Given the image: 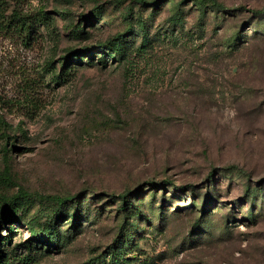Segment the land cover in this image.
<instances>
[{
	"label": "rangeland",
	"instance_id": "obj_1",
	"mask_svg": "<svg viewBox=\"0 0 264 264\" xmlns=\"http://www.w3.org/2000/svg\"><path fill=\"white\" fill-rule=\"evenodd\" d=\"M140 1H12L33 34L0 29V195L77 197L23 201L0 264H264V0ZM117 35L125 57L68 56Z\"/></svg>",
	"mask_w": 264,
	"mask_h": 264
},
{
	"label": "trees",
	"instance_id": "obj_2",
	"mask_svg": "<svg viewBox=\"0 0 264 264\" xmlns=\"http://www.w3.org/2000/svg\"><path fill=\"white\" fill-rule=\"evenodd\" d=\"M12 1L17 2L18 0H0V29H12L13 31H18L21 33L26 34V38H29L33 33V21L29 19L30 17H27L22 14H18L17 9L12 10ZM198 2H201L203 4L210 3L212 8L217 9L218 11H226L227 5L220 2L219 0H196ZM140 2L147 3L146 0H141ZM101 6H96L90 15L87 16L88 20L94 19L99 12ZM241 11H248V6L246 5H240L238 7ZM252 13H254L256 16H264V8L259 10L251 9ZM11 11V12H10ZM44 13V11H41ZM122 35H117L114 37L109 38L104 43L98 44L92 49L90 47H85L82 49H76L72 50L68 56H84L86 54H92L95 52L107 54V50L110 51V55L113 54H122L121 57H125V49L123 47L122 43ZM115 56V55H113ZM2 180L6 185H17V183L12 178L10 168L7 166L4 169V173L2 176ZM128 194V193H127ZM124 195H119L120 198H125ZM77 196L75 195H68V196H61V195H47L39 192H30L22 187H19V190L17 193H15L13 196H3L0 195V232H1V226L9 216H14L16 214V211L18 207L21 205L23 201L26 200H36V201H43L48 202L54 206L52 216L56 217L60 215L61 210L64 208V206L71 203L73 200H75ZM53 221V218L51 219ZM52 227L53 225L47 223L43 228H41L40 233H34L35 240L34 242H38L42 245H47L49 247L51 246H57L59 242L57 241L56 237L52 235ZM1 247V245H0ZM1 253V248H0Z\"/></svg>",
	"mask_w": 264,
	"mask_h": 264
}]
</instances>
